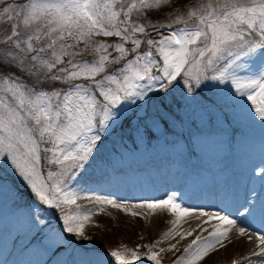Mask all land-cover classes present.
Returning a JSON list of instances; mask_svg holds the SVG:
<instances>
[{
	"label": "snow or ice",
	"instance_id": "snow-or-ice-1",
	"mask_svg": "<svg viewBox=\"0 0 264 264\" xmlns=\"http://www.w3.org/2000/svg\"><path fill=\"white\" fill-rule=\"evenodd\" d=\"M151 12H163L170 19L152 21ZM153 35L159 38H151ZM99 36L118 40L95 39ZM89 52L90 60L84 58ZM181 76L193 96L207 86L202 84L204 80L226 84L231 95L250 102L253 115L264 122V0L0 3V160L10 165L34 199L59 210L62 229L52 230L54 239L63 238V233L84 237L93 210L80 209L79 192L71 185L83 183V170L107 138L102 134L131 127V117L125 113L153 97H158L154 107L163 119L160 113ZM132 115L139 122L135 109ZM91 199L134 217L140 213L133 208L165 209L176 216L173 227L182 217L199 211L207 218L196 226L201 234L173 264H198L216 245L224 247L230 226L242 222L223 209L184 206L175 192L131 204L109 196ZM68 206L77 211L70 214L65 210ZM208 225L211 231L205 227ZM193 231L173 234L185 239ZM247 231V227L236 228L241 236ZM253 235L259 252L251 256L264 264V234ZM145 247L149 249L147 260L161 264L159 254L151 250L153 245ZM175 248V244L169 245V250ZM141 259L136 249L114 248L97 264H134ZM243 261L253 264L249 257L232 264Z\"/></svg>",
	"mask_w": 264,
	"mask_h": 264
},
{
	"label": "rangeland",
	"instance_id": "rangeland-1",
	"mask_svg": "<svg viewBox=\"0 0 264 264\" xmlns=\"http://www.w3.org/2000/svg\"><path fill=\"white\" fill-rule=\"evenodd\" d=\"M3 2L4 0H0V3ZM15 2L20 3L22 0H15ZM180 2L182 3V0ZM189 2H192V0H189ZM174 15L175 13H173ZM157 17L161 18L159 19L160 21L170 19L165 17L163 12H160ZM151 20L157 21L155 18ZM151 30V27H149L148 31ZM167 34V31H164V35ZM151 38L158 39L159 37L153 35ZM95 39L106 42H116L118 40L114 36H99ZM128 46L130 47L131 45ZM84 58L92 59L91 53H86ZM174 83L175 87L169 94L166 107L160 113L163 119H160L157 115V108L154 107V105L158 104V97H153L147 104L138 102L141 105L138 108L131 106L125 115L131 117V123H134V128L128 134L126 133L127 135H121L120 141L115 138L119 139L118 134L122 130L120 127H116L115 131L111 132L110 135L102 134L107 135V138L95 150V155L92 156L91 162L83 170V183L71 185L79 192L77 205L80 206V209L95 210L92 212L90 220L85 223L84 237L63 233V238L54 239L52 230L62 229V221L59 220V210L49 209L46 205L34 199L31 190L18 178L10 165L0 160V250H3L4 247L6 248V261L9 258L8 253H11L10 250L13 248H15V254L11 264L13 262L14 264H97L99 260L107 259L108 251L114 248H119L120 250L124 248L136 249L141 254V260L144 261L134 262V264H149L151 261L147 260L146 256L149 253V249L145 245H153L151 250L159 254L161 264H171L169 262L175 261V256L183 254V249L194 239L195 235L188 237L187 241H182L184 243L180 242L178 247L172 250H169V247L167 249L163 248V244L159 242V239L171 229L175 215L169 212H162L159 214L158 222L151 224L148 230L146 229L145 217L141 215L134 217L107 205H99L91 198L84 199L88 194L84 193V191H79V189L85 183H89L88 176H92L98 171L104 176L105 180L103 183L98 180L91 183L94 187L99 188V191L94 195H100V191L106 190L109 191L108 196L113 198L112 189L110 188H112L115 180L118 183L117 174L116 179L113 177L109 179V172L103 171L113 167L115 164H122L120 169L128 164L129 166L133 165V167L139 166L138 168L145 170L148 160L154 158L158 162L161 173H174L177 177L178 186L176 193L179 194L188 182V177L196 176L201 170L209 176L222 173L228 175L226 178L236 176L238 184L243 181L255 182L258 188L262 185L264 190V151L255 154V151L245 146L249 140L261 141V138H264V131H259V127L264 122H261L259 117L253 115L249 107L250 102H247L246 99L240 100L238 97H233L231 95L232 90L226 84L221 85L218 81H202V84L207 86L199 88V95L195 96L187 92V86L183 85L182 76L178 77ZM192 86L194 88L197 87L195 84ZM172 104L177 107L172 106ZM133 109L136 110L141 118L139 122L132 115ZM210 110H213L216 116L208 117L212 113ZM219 113L222 115L227 114L228 120ZM189 118L194 120L197 118V122L192 124ZM163 123L168 124L176 132L173 135V147L167 148V146H158L157 143H154L156 141L154 138H162L161 129ZM214 127L217 128L218 133L217 131L216 133L225 140L197 142L199 139L197 137L198 133L201 138H205L204 134L207 131L209 132V130L213 131ZM149 130L152 132L150 134L151 138L146 137L149 134ZM114 140L117 144L114 143ZM229 140H234L237 144L240 143V150L238 151L240 156H237L238 161L235 170H231V164L227 158L230 156L226 149V143ZM147 141H151L155 148L148 149L143 153L144 155L140 154L141 148L144 147V143ZM133 142L140 145L141 148H133ZM209 146L213 148L208 149ZM192 149H195L196 155L200 156V158L190 155L189 150ZM101 152L106 154L111 161L110 166L99 165L102 161ZM131 159L133 161H129ZM112 174L114 176V173ZM98 177L95 176V179H98ZM25 195H31V197H25V199L29 200L28 204H23L19 200ZM262 198L264 200V192L262 193L259 190L257 200L260 201V204L262 203ZM42 206H46V208L40 210L39 207ZM100 207H103V212L97 211ZM65 210L70 214H74L77 211L75 206L71 210L67 208ZM38 221H43V223H38ZM229 238V240L224 242V247L216 245L198 264H232V261L236 260L239 254L249 251L250 248L247 249V241L245 239H235L236 235L233 237L229 236ZM67 245H69L70 249ZM137 245H140L138 249L136 248ZM161 248L165 249V251L160 252ZM17 252L21 254L20 257H17ZM16 258L19 260H16Z\"/></svg>",
	"mask_w": 264,
	"mask_h": 264
},
{
	"label": "bare ground",
	"instance_id": "bare-ground-1",
	"mask_svg": "<svg viewBox=\"0 0 264 264\" xmlns=\"http://www.w3.org/2000/svg\"><path fill=\"white\" fill-rule=\"evenodd\" d=\"M145 168L146 169L145 170L143 169L144 170L143 171L142 169L133 167V165L132 166L126 165L122 167V169H118L117 171L118 183L116 181L115 184L112 186V188H110L112 189L111 192L113 194V198H117L118 200H124L129 202V204H131L136 202L140 198H152V197L164 198L165 193H169V194L173 192L176 193L178 181L174 173L173 174L161 173L160 168L158 166V162L154 158H150L148 160ZM98 173L100 172L98 171L96 174L94 175L92 174V176H88L89 183H85V185H83L79 189V191L82 192L84 191V193L86 192V194H88L85 198L83 197L84 199L95 196L94 194L99 191L98 190L99 188L96 189V187H94L91 184L95 182L96 180L95 175H97ZM123 184H125V187L126 186L130 187L132 193H129L128 191L123 192L120 188ZM226 184H227L226 179H223L220 180L219 183L208 184L202 190L187 192L186 194L187 196L185 195L182 196L179 193L177 194L182 197L180 202L184 206L202 207L205 211H220L221 209H223L225 210L226 213L230 212L233 215V217L237 219V221H242L240 222V224L244 225L243 227H247L248 229L247 233L241 236L236 232V228H237L236 226H230L232 228V231L229 233V236L233 237L234 235H236L238 236V238L240 237L245 239V241H247V249L249 248L250 249L248 252L239 254L236 260H242V258L244 257H249L253 262L262 264L261 259H257V257L251 256L252 252L254 251L259 252V247L255 235H253V233H249V231L253 230L255 233L261 232L262 234H264V227L258 223H252V222L246 223L243 219L240 218V216H236L237 212L240 209L260 202L259 200H257V197L259 196V190H258L259 188L256 185L257 183L255 182L249 183L243 181L240 186H235V185L231 186L229 184L228 185ZM218 188H221V190H216ZM149 191L152 192L149 193ZM100 192H101V196H108L109 191L103 190ZM231 194L236 196V204L234 208H232V206H234V203L231 202L232 201V199L230 198ZM226 197H228L227 200ZM116 210L123 212L119 209ZM132 210L140 213L142 217H145L146 229L148 230L150 229L149 227L151 224L158 222L160 216L159 214H161L162 212L168 213V211L165 209L150 210L147 208H133ZM258 210H260V208ZM258 216L261 217L260 223H263L264 209L262 210L261 214H259ZM205 219L207 218L201 217L199 211L190 213L182 217L179 223L175 225V227H173L172 224V227L170 229L171 232L168 230L167 231L168 235L163 236L161 239H159V242L163 244L162 246L165 249H167V247H169V245L172 244H175L176 247H178L180 242L187 241L188 237H186L185 239H181L179 235H174L173 233L186 231V230H194L193 235H197L200 232L199 229L196 228V226L197 224H201L202 221ZM174 220H176V216H174ZM212 223H215V221H213ZM205 227H207L208 230L211 231L210 225ZM249 235L253 236L252 240L248 239ZM0 264H8L6 261L5 247L3 250H0ZM243 264H247V261H243Z\"/></svg>",
	"mask_w": 264,
	"mask_h": 264
},
{
	"label": "trees",
	"instance_id": "trees-1",
	"mask_svg": "<svg viewBox=\"0 0 264 264\" xmlns=\"http://www.w3.org/2000/svg\"><path fill=\"white\" fill-rule=\"evenodd\" d=\"M177 2H179V3H181L180 2V0H173V3L175 4V3H177ZM185 2V0H182V3L181 4H183ZM160 13H156V12H151V13H149V17H150V19H153V18H155L156 20H159V19H161L160 17H157L158 15H159ZM134 128V126H133V124L131 123V127H124V128H120V129H122L120 132L121 133H119L118 135H119V141L121 140V135H127L132 129ZM162 132H164V133H167V134H169L170 135V141L172 142V140H173V135L174 134H176V132L175 131H173L171 128H170V126L168 125V124H166V123H163V125H162ZM127 133V134H126ZM148 133L149 134H147L146 135V137L147 138H151V131L149 130L148 131ZM132 144H134V142L132 143ZM145 145L147 146V147H149V146H152L153 144H152V142L151 141H147V142H145ZM112 147V146H111ZM192 152H193V149H192ZM101 155H102V161H106L108 158L106 157V154H103V152H101ZM31 197V195H27V197ZM151 264V263H150ZM152 264H154V263H152Z\"/></svg>",
	"mask_w": 264,
	"mask_h": 264
}]
</instances>
